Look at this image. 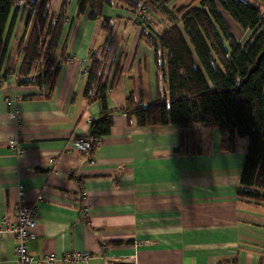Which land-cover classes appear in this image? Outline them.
<instances>
[{
  "label": "crops",
  "instance_id": "0c3cea01",
  "mask_svg": "<svg viewBox=\"0 0 264 264\" xmlns=\"http://www.w3.org/2000/svg\"><path fill=\"white\" fill-rule=\"evenodd\" d=\"M192 1L173 0L169 13L152 10L147 28L115 0L104 8L109 24L79 15V0H72L54 55L65 49L72 58L65 56L44 89L18 84L20 40L30 29L27 12L18 13L0 89V220H14L19 204L37 208L31 253L55 261L35 264H264V202L238 196L248 138L237 137L228 151L217 128L142 127L119 111L130 95L148 104L166 91L153 35ZM93 54L115 85L107 91L111 132L90 154L76 145L101 115L100 100L84 95ZM40 68L27 78L35 80ZM14 139L22 154L11 149ZM16 245L14 234H0V264H19ZM74 251L90 258H67Z\"/></svg>",
  "mask_w": 264,
  "mask_h": 264
},
{
  "label": "trees",
  "instance_id": "16d2710c",
  "mask_svg": "<svg viewBox=\"0 0 264 264\" xmlns=\"http://www.w3.org/2000/svg\"><path fill=\"white\" fill-rule=\"evenodd\" d=\"M0 0V89L7 79L3 63L21 12L27 14L28 36L20 40L23 59L18 84H36L49 88L54 75L65 61V49L55 58L62 33L69 19L72 0ZM130 13L142 2L152 10L170 12L173 0H115ZM114 0H79L78 14L90 20L104 17L106 5ZM228 13L241 29L251 31L249 40L241 42L223 15ZM264 0H193L174 14V22L162 33L154 34L157 56L166 91L148 104H137L132 95L119 110L138 126L154 127L199 123L217 128L228 137L223 149L233 151L237 137L249 140L240 176L238 196L264 202ZM105 30H108L109 25ZM260 57V58H259ZM41 66L36 79L27 78L36 64ZM84 95L98 98L101 115L91 121L88 152L110 134L113 121L107 91L115 82L106 75L105 65L95 54L88 71ZM46 97V96H44Z\"/></svg>",
  "mask_w": 264,
  "mask_h": 264
},
{
  "label": "built area",
  "instance_id": "2783aa9c",
  "mask_svg": "<svg viewBox=\"0 0 264 264\" xmlns=\"http://www.w3.org/2000/svg\"><path fill=\"white\" fill-rule=\"evenodd\" d=\"M24 0H18L19 5H23ZM152 12L150 6L146 2H142L140 6L131 13V20L138 24H144L149 28V18ZM148 23V25H146ZM71 56H66L67 60H70ZM11 149L17 154H22L24 151L18 147L17 139H14L10 142ZM90 141L86 138H81L77 141L76 148L80 152H88L90 149ZM51 163H55V159L50 160ZM91 163H94L91 160ZM55 168V167H54ZM56 169V168H55ZM54 169V173H56ZM24 190L21 187V194ZM83 198H86L84 193ZM15 218L12 221H9L5 218L0 220V234H14L17 238L16 253L18 256L19 264H35L42 261L54 262L55 258L52 256H47L45 259H36L31 253L29 242L36 236V227H37V218L38 210L33 205L19 204L14 212ZM71 260H82L87 261L90 256L88 253L82 252H71L67 256Z\"/></svg>",
  "mask_w": 264,
  "mask_h": 264
},
{
  "label": "rangeland",
  "instance_id": "374dc122",
  "mask_svg": "<svg viewBox=\"0 0 264 264\" xmlns=\"http://www.w3.org/2000/svg\"><path fill=\"white\" fill-rule=\"evenodd\" d=\"M233 31L241 42L249 40L251 31H245L233 26Z\"/></svg>",
  "mask_w": 264,
  "mask_h": 264
},
{
  "label": "water",
  "instance_id": "95a60500",
  "mask_svg": "<svg viewBox=\"0 0 264 264\" xmlns=\"http://www.w3.org/2000/svg\"><path fill=\"white\" fill-rule=\"evenodd\" d=\"M263 17H264V16H263ZM263 55H264V51L262 52V54L260 55V57L263 56ZM260 57H259V58H260Z\"/></svg>",
  "mask_w": 264,
  "mask_h": 264
}]
</instances>
